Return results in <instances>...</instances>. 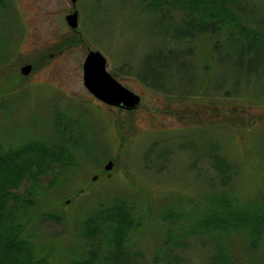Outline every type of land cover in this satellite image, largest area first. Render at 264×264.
I'll use <instances>...</instances> for the list:
<instances>
[{
	"label": "rangeland",
	"instance_id": "rangeland-1",
	"mask_svg": "<svg viewBox=\"0 0 264 264\" xmlns=\"http://www.w3.org/2000/svg\"><path fill=\"white\" fill-rule=\"evenodd\" d=\"M146 1L4 0L6 6L0 5V152L28 139L59 143L57 128L87 129L90 154L80 152L78 166L62 174L36 206L38 213L60 217L45 216L33 235L56 259L81 249L76 224L101 203L121 199L132 205L141 217L132 236L133 249L141 254L137 263L164 264L167 257L156 254L154 231L167 226L159 217L163 208L189 213L212 193L264 201V77L241 83L229 97L211 92L212 78L220 74L215 37L201 34L179 44L193 47L194 91L168 98L149 86L138 77L142 61L174 43L170 32L159 28L160 12L146 8ZM168 1L161 0V6L168 7L174 25L184 12ZM244 6L239 19L264 32V0H244ZM74 9L73 29L65 15ZM89 50L99 51L107 70L140 96L136 108L109 106L88 92L82 62ZM25 64H31L26 75L20 72ZM55 115H61L59 124ZM207 150L229 164L230 180L219 179ZM109 160L112 167L105 170ZM222 238L237 264H258L264 254V246L249 247L241 231ZM184 242L172 249L173 264H218L213 257L219 245L207 238Z\"/></svg>",
	"mask_w": 264,
	"mask_h": 264
},
{
	"label": "trees",
	"instance_id": "trees-1",
	"mask_svg": "<svg viewBox=\"0 0 264 264\" xmlns=\"http://www.w3.org/2000/svg\"><path fill=\"white\" fill-rule=\"evenodd\" d=\"M170 2L184 12V17L174 25L169 23V9L161 6V0L145 3L146 8L160 12L159 28L170 32L166 34L173 39L174 47L160 46L144 59L138 72L140 80L164 91L168 98L173 93L191 94L195 88L189 59L193 47L179 44L188 43L201 34L215 37L212 50L220 74L216 73L212 78L211 92L229 97L239 91L241 83L264 77V32L239 19L240 9L245 7L244 0ZM0 5L6 6L4 0H0ZM60 116L55 115L56 124H59ZM55 130L61 133L59 143L41 138L28 139L0 152V264H138L136 256L141 254L134 251L132 236L139 231L141 217H136L134 207L121 199L108 205L101 203L77 222L74 233L82 247L70 253L69 259L67 255L63 261L56 259L58 256L54 258L51 248L34 240V229L41 219L45 216L60 218L41 209L38 213L40 197L61 179L62 174L78 166L76 160L80 152L86 156L91 152L87 129L83 125ZM211 146L215 148V145ZM205 153L212 159L219 179L230 180L232 175L230 177V167L225 159L215 150ZM20 186L24 190L18 191ZM231 194L208 195L206 202L196 208L198 210L193 208L195 213L193 209L187 213L172 206L163 208L159 217L167 222V226L164 229L156 227L154 231L159 244L156 254L167 257L164 264H173L169 260L172 249L185 245L186 237L202 241L207 238L219 245L220 252L213 257L218 264H237L224 247V234L241 231L249 247L264 246V201L258 198L241 201ZM258 264H264V254Z\"/></svg>",
	"mask_w": 264,
	"mask_h": 264
},
{
	"label": "water",
	"instance_id": "water-1",
	"mask_svg": "<svg viewBox=\"0 0 264 264\" xmlns=\"http://www.w3.org/2000/svg\"><path fill=\"white\" fill-rule=\"evenodd\" d=\"M75 2V0H72ZM66 23L70 28L77 27L78 12L65 15ZM82 79L83 85L96 99L119 108L132 110L137 107L140 102V96L135 92L121 84L106 68V58L97 50H89L82 62ZM31 70V64H25L20 68V72L24 75ZM112 167V161L109 160L105 166V170ZM93 176L92 179H96Z\"/></svg>",
	"mask_w": 264,
	"mask_h": 264
},
{
	"label": "flooded vegetation",
	"instance_id": "flooded-vegetation-1",
	"mask_svg": "<svg viewBox=\"0 0 264 264\" xmlns=\"http://www.w3.org/2000/svg\"><path fill=\"white\" fill-rule=\"evenodd\" d=\"M72 12V11H71ZM70 13V12H69Z\"/></svg>",
	"mask_w": 264,
	"mask_h": 264
}]
</instances>
